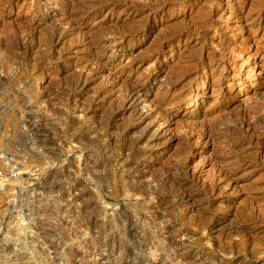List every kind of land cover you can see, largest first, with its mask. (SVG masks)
Segmentation results:
<instances>
[{"label": "rangeland", "instance_id": "rangeland-1", "mask_svg": "<svg viewBox=\"0 0 264 264\" xmlns=\"http://www.w3.org/2000/svg\"><path fill=\"white\" fill-rule=\"evenodd\" d=\"M114 1L0 0V264H264V0Z\"/></svg>", "mask_w": 264, "mask_h": 264}, {"label": "bare ground", "instance_id": "bare-ground-1", "mask_svg": "<svg viewBox=\"0 0 264 264\" xmlns=\"http://www.w3.org/2000/svg\"><path fill=\"white\" fill-rule=\"evenodd\" d=\"M117 1H118V0H116V2H117ZM122 1H123V0H122ZM176 1H177V0H176ZM71 2H72V1H71ZM113 2H115V1L113 0ZM113 2H112V3H113ZM123 2H126V1H123ZM162 2H163V1H162ZM164 2H165V1H164ZM173 2H174V1H173ZM173 2H172V3H173ZM182 2H183V1H182ZM105 3H106V1H105ZM119 3H120V2H119ZM176 3H177V2H176ZM96 4H97V3H96ZM96 4H95V5H96ZM126 4H127V2H126ZM129 4H131V3H129ZM135 4H136V3H135ZM160 4H161V3H160ZM153 5H155V4H153ZM91 6H92V5H91ZM91 6H90V7H91ZM93 6H94V5H93ZM96 6H97V5H96ZM98 6H99V5H98ZM155 6H156V5H155ZM157 6H158V5H157ZM160 6H161V5H159V7H160ZM112 7H113V6H112ZM134 7H136V6H134ZM151 7L153 8V6H151ZM76 8H77V7H76ZM85 8H86V7H85ZM152 8H151V9H152ZM157 8H158V7H157ZM83 9H84V8H83ZM83 9H82V10H83ZM87 9H88V7H87ZM72 10H76V9H72ZM89 10H90V9H89ZM95 10H97V9H95ZM77 11H78V10H77ZM84 11H85V10H84ZM120 11H121V10H120ZM87 12H88V11H87ZM80 13H81V12H80ZM83 14H84V13H83ZM75 15H76V14H75ZM80 15H81V14H80ZM68 18H69V17H68ZM68 18H67V19H68ZM73 18H74V17H73ZM71 19H72V18H71ZM75 19H76V18H75ZM66 21H67V20H66ZM70 21H71V20H69L68 22H70ZM61 22H62V21H61ZM68 22H67V23H68ZM71 22H73V21H71ZM71 22H70V23H71ZM68 24H69V23H68ZM72 24H74V23H72ZM145 24H146V23H145ZM63 25H64V24H63ZM78 25H79V24H78ZM210 25H211V24H210ZM66 26H67V25H66ZM72 27H74V26H72ZM76 27H77V26H76ZM141 29H142V28H141ZM59 30L61 31L60 28H57V29L54 31V34H53V35H54L55 37L58 36V38H59V36L61 35V32L64 31L63 29H62L63 31H61V32H60ZM129 30H130V29H129ZM129 30H128V31H129ZM134 31H135V29H134ZM125 32H126V31H125ZM30 33H31V32H30ZM103 33H105V32L103 31ZM108 34H109V33H108ZM115 34H116V33H115ZM121 34H122V33H121ZM121 34H120V36H121ZM123 34H124V33H123ZM125 34H126V33H125ZM130 34H131V33H130ZM132 34H133V33H132ZM134 34H135V33H134ZM91 35H92V34H91ZM94 35H95V34H94ZM96 35H97V34H96ZM118 35H119V34H118ZM47 36H48V35H47ZM54 36H53V37H54ZM64 36H65V35H64ZM100 36H101V35H100ZM89 37H90V36H89ZM93 37H94V36H93ZM82 38H83V37H82ZM98 38H99V37H98ZM101 38H102V36H101ZM31 39H33V38H31ZM51 39H52V38H51ZM89 39H90V40H89ZM89 39H87V40H89L88 42H91V38H89ZM99 39H100V38H99ZM64 40H65V39H64ZM93 40H94V39H93ZM1 41H2V40H1ZM55 41H56V40H55ZM84 41H85V40H84ZM95 41H98V40H96V38H95L94 43H95ZM27 42H28V41H27ZM42 42H43V41H42ZM44 42H45V41H44ZM47 42H48V41H47ZM47 42H45V44H46ZM49 42H50V41H49ZM92 42H93V41H92ZM127 42H128V41H127ZM40 43H41V42H40ZM53 43H54V40H53ZM85 44H86V43H85ZM87 44H88V43H87ZM96 44H97V43H96ZM96 44H95V45H96ZM5 45H6V43H5ZM49 45H50V44H49ZM93 45H94V44H93ZM95 45H94V46H95ZM50 46H51V45H50ZM100 46L102 47V45H100ZM100 46H99V47H100ZM25 47H26V46H25ZM48 47H49V46H48ZM86 47H87V46H86ZM101 47H100V48H101ZM103 47H104V46H103ZM110 47H111V46H110ZM92 49H93V48H92ZM96 50H97V49H96ZM25 51H26V50H25ZM47 51H48V50H47ZM47 51H46V52H47ZM98 51H99V49H98ZM93 52H94V51H93ZM201 53H202V52H201ZM11 54H12V53H11ZM197 55H198V54H197ZM197 55H196V56H197ZM200 55H201V54H200ZM200 55H199V56H200ZM202 55H203V54H202ZM209 55H210V54H209ZM95 56H96V55H95ZM98 56H99V55H98ZM98 56H97V57H98ZM196 56H194V57H196ZM193 59H194V58H193ZM210 59H211V58H210ZM95 62H96V61H95ZM36 63H37V62H36ZM210 63H211V62H210ZM39 64H40V63H39ZM96 64H97V63H96ZM35 65H36V64H35ZM35 65H34V66H35ZM37 66H38V65H37ZM37 66H36L35 68H37ZM41 66H42V65H41ZM93 66H94V68H93V67L90 68V69L88 70L86 76L84 75V76H85V77H83L84 79H81V78H80L84 84L87 82V80H88L90 77H92V76H94V75H96V74L99 73V71H98L99 69H98V68L95 69V64H94V63H93ZM99 66H100V65H99ZM102 66H103V65H102ZM102 66H101V67H102ZM86 67H87V66H85V68H86ZM103 67H104V69H105V66H103ZM103 67H102V70H103ZM35 68H34V70H35ZM38 68H39V66H38ZM38 68H37V69H38ZM87 68H88V67H87ZM129 68H130V67H129ZM82 70H84V69H82ZM82 70H81V71H82ZM85 70H86V69H85ZM36 71H37V70H36ZM189 71H190V70H189ZM82 72H83V71H82ZM39 74H40V73H39ZM41 74H42V73H41ZM118 74L120 75V73H118ZM102 75H103V74H102ZM106 75H107V74L105 73L104 78H105ZM96 76H97V75H96ZM115 76H116V77H119L118 75H115ZM75 77H76V76H75ZM106 77H107V76H106ZM116 77H115V78H116ZM125 77H126V76H125ZM125 77H124V78H125ZM73 78H74V77H73ZM76 78H77V80H79L78 77H76ZM92 78H93V77H92ZM92 78H91V79H92ZM94 78H95V77H94ZM107 78H108V77H107ZM127 78H128V77H127ZM127 78H126V80H127ZM137 78H138V77H137ZM109 79H110V78H109ZM132 79H133V78H132ZM134 79H136V78H134ZM103 80H104V79H102V81H103ZM116 80H118V79H116ZM119 80H121V79H119ZM123 80H124V79H123ZM74 81H76V80H74ZM102 81H101V84H102ZM105 81H108V80H105ZM105 81H104V82H105ZM132 81H133V80H132ZM143 81H144V80H143ZM88 82H89V81H88ZM125 82H126V81H125ZM136 82H137V81H136ZM78 83H79V82H78ZM78 83L76 84V82H75L74 84L78 85ZM138 83H139V82H138ZM101 84H100V86H101ZM105 84H116V83H114V81H113L112 79H110L107 83L105 82ZM122 84H123V83H121V85H122ZM81 85H82V84H81ZM81 85H79V86H81ZM118 85H119V84H118ZM123 85H124V84H123ZM138 85H139V84H138ZM121 87H122V86H121ZM121 87H120V88H121ZM78 88H79V87H78ZM103 88H104V87H103ZM113 88H114V87H113ZM103 91H104V90H103ZM93 92H94V91H93ZM96 92H97V91H96ZM105 92H106V91H105ZM140 93H141V92H140V89L137 87V83L135 84V82H134V84H133L132 82L129 81V82H127V84H126V87H125L124 92L119 93V94H122V95L119 96V98H120L119 100H120V101H118V102H121V106H122V107L124 106V108H128V107L134 106V105H136V103H137V101H138V99H139V97H140V95H141ZM116 95H117V94H116ZM67 96H68V95H67ZM45 97H46V96H45ZM92 97H93V96H92ZM116 99H117V97H116ZM114 100H115V98H114ZM84 101H85V100H84ZM164 101H165V100H164ZM176 101H177V100H176ZM176 101L174 100V103H175V104L177 103ZM179 101H181V100H179ZM167 102H168V101H167ZM91 103H92V102H91ZM169 103H171V102H169ZM82 104H83V103H82ZM89 104H90V103H89ZM118 104L120 105V103H118ZM147 104H148V103H147ZM166 104H167V103H166ZM119 105H118V106H119ZM99 106H100V105H99ZM105 107H106V106H105ZM105 107H104V108H105ZM107 107H108V106H107ZM136 107H137V106H136ZM255 107H256V106H255ZM119 108H121V107H118V108H116V109L118 110ZM256 108H257V107H256ZM134 109H135V108H134ZM251 110H252V108H251ZM253 110H255V108H254ZM257 110H258V109H257ZM113 111H114V110H113ZM246 111H247V110H246ZM250 112H252V111H250ZM253 112H254V111H253ZM122 113H123V112H122ZM254 113H255V112H254ZM258 113H259V112H258ZM258 113H257V116L260 115V114H258ZM247 114H248V112L245 113V115H247ZM251 114H252V113H251ZM255 114H256V113H255ZM67 115H68V114H67ZM241 115H242V114H241ZM248 115H249V114H248ZM248 115H247V118H248ZM80 116L82 117V115H80ZM80 116H79V117H80ZM85 116H86V115H85ZM95 116H96V115H95ZM119 116H120V115H119ZM243 116H244V114H243ZM243 116H241V117H243ZM249 116H250V115H249ZM72 117H73V116H72ZM81 117H80V118H81ZM142 117H143V115H142ZM239 117H240V116H239ZM250 117H251V116H250ZM253 117H254V116H253ZM64 118H65V117H64ZM80 118H79V119H80ZM244 118H245V116H244ZM247 118H246V119H247ZM258 118H259V117H258ZM72 119H73V118H72ZM79 119H77V120L79 121ZM130 119H131V118H130ZM140 119H141V118H140ZM242 119H243V118H242ZM246 119H245V120L243 119L242 124H250V123L248 122L249 120L247 121ZM254 119H256V118H254ZM254 119H253V120H254ZM259 119H260V118H259ZM262 119H264L263 116H262ZM231 120H232V119H231ZM234 120L237 122V119L234 118ZM234 120H232V121L234 122ZM240 120H241V119H238V122H237V123H240V122H239ZM250 120H251V119H250ZM256 120H258V119H256ZM147 121H148V120H147ZM263 121H264V120H263ZM263 121H262V122H263ZM236 122H235V123H236ZM256 122H257V121H256ZM99 123H100V122H99ZM235 123H234V124H235ZM87 124H88V123H87ZM215 124H216V123H215ZM219 124H220V123H218V125H219ZM221 124H222V123H221ZM221 124H220V125H221ZM127 125H128V124H127ZM216 125H217V124H216ZM222 125H223V124H222ZM229 125H230V124H229ZM236 125H237V124H236ZM238 125H239V124H238ZM255 125H260V124L257 123V124H255ZM208 126H210V125H208ZM223 126H225V125H223ZM230 126H231V125H230ZM239 126H240V125H239ZM250 126H251V125H250ZM142 127H143V126H142ZM212 127H213V126H212ZM218 127H219V126H218ZM226 127H227V126H226ZM232 127H233V126H232ZM236 127H237V126H236ZM240 127H243V125H241ZM240 127H239V128H240ZM247 127H248V126H247ZM74 128H75V127H74ZM145 128H146V127H145ZM210 128H211V126H210ZM214 128H215V127H214ZM228 128H230V127H228ZM248 128H250V127H248ZM207 129H208V128H207ZM222 129H223V128H222ZM231 129H232V128H231ZM231 129H230V130H231ZM235 129H236V128H235ZM235 129H234V130H235ZM256 129H257V126H256L255 130H256ZM72 130H73V129H72ZM86 130H88V129H86ZM116 130H117V129H116ZM209 130H210V129H208V134H209V132L211 131V130H210V131H209ZM217 130H219V128H218ZM220 130H221V129H220ZM220 130H219V131H220ZM240 130H241V128H240ZM252 130H253V129H252ZM70 131H71V130H70ZM84 131H85V130H84ZM102 131H103V130H102ZM222 131L224 132V130H222ZM228 131H229V130H228ZM228 131H227V132H228ZM241 131H242V130H241ZM249 131H250V130H249ZM76 132H77V131H76ZM91 132H92V131H91ZM104 132H105V131H104ZM233 132H237V131H233ZM233 132H232V133H233ZM242 132H243V131H242ZM255 132H256V131H255ZM83 133H84V132H83ZM105 133H106V132H105ZM212 133L214 134V132H212ZM221 133H222V132H221ZM228 133H231V132H228ZM238 133H240V135L242 134L241 132H238ZM250 133H251V132H250ZM71 134H72V133H71ZM213 134H212V135H213ZM222 134H223V133H222ZM224 134H226V132H225ZM81 135H82V134H81ZM93 135H94V134H93ZM226 135H229V134H226ZM231 135H234V134H231ZM237 135H239V134H237ZM78 136H79V135H78ZM86 136H88V135L86 134ZM208 136H209V135H208ZM234 136H235V135H234ZM234 136H233V137H234ZM103 137H104V136H103ZM145 137H146V136H145ZM145 137L142 135V136H139L137 139H135V140H136V141H135V145L140 144V143L143 141V139H145ZM82 138H83V137H82ZM85 138H86V137H85ZM85 138H84V139H85ZM89 138H90V137H89ZM235 138H237V137H235ZM239 138H240V137H239ZM246 138H247V137H246ZM147 140H148V139H147ZM147 140L145 139V141H147ZM80 141H82V140H80ZM145 141H144V142H145ZM151 141H152V140H151ZM186 141H187V139H186ZM237 141H238V139H237ZM77 142H78V141H77ZM142 143H143V142H142ZM145 143H146V142H145ZM145 143H144V144H145ZM148 143H149V142H148ZM150 143H151V142H150ZM83 144H84V143H83ZM86 144H87V143H86ZM88 144H89V142H88ZM104 144H105V143H104ZM79 145H80V144H79ZM152 145H153V144H152ZM85 146H86V145H85ZM149 146H150V145H149ZM80 147H81V146H80ZM137 147H138V146H137ZM137 147H136V148H137ZM142 147H143V146H142ZM82 148H84V147L82 146ZM85 148H86V147H85ZM131 148H132V149H127V151L129 150L128 153L125 151L126 154H124V157H122V156L120 155L122 158L119 156V158L116 159L115 162H116V165H117V169H118V165H119V167L122 166L121 168H123L124 166H128V165H131V164L134 163V162L132 161V157L135 156V155H137V154H139L140 151H138V150H139V147H138V150H136V149L133 150V147H131ZM134 148H135V147H134ZM233 148H234V147H233ZM235 148H236V147H235ZM88 149H89V148H88ZM119 151H120V150H119ZM119 153H120V152H119ZM140 155H141V154H140ZM138 156H139V155H138ZM135 157H136V156H135ZM135 159H136V158H135ZM135 159H134V161H135ZM136 160H137V159H136ZM137 161H138V160H137ZM92 163H93V162H92ZM234 164H235V163H234ZM113 165H115L114 162H113ZM113 165H112V166H113ZM134 167H136V166H134ZM121 168H119V169H121ZM125 168H126V167H125ZM130 168H131V167H130ZM123 169H124V168H123ZM133 169H134V168H133ZM139 169H140V168H139ZM121 170H122V169H121ZM124 170H126V169H124ZM124 170H123L122 172H124ZM131 170H132V168H131ZM135 170H136V169H135ZM147 170H148V169H147ZM178 170H179V169H178ZM127 171H129V170H127ZM141 171H142V170H141ZM141 171H140V172H141ZM144 171H145V170H144ZM148 171H149V170H148ZM103 172H104V171H103ZM117 172H118V171H117ZM122 172H121V176H122ZM140 172H139V173H140ZM172 172H173V171H172ZM169 173H170V172H169ZM173 173H174V172H173ZM180 173H181V172H180ZM182 173H183V172H182ZM113 174H114V173H113ZM128 174H129V173H128ZM130 174H131V173H130ZM132 174H133V173H132ZM137 174H138V169L134 172V174L132 175V177H136ZM166 174H167V173H166ZM171 174H172V173H171ZM175 174H176V173H175ZM175 174H174V175H175ZM177 174H179V173H177ZM177 174H176V176H177ZM185 174H187V172H186ZM115 175H116V174H115ZM126 175H127V174H126ZM168 175H169V174H168ZM168 175H167V176H168ZM172 175H173V174H172ZM158 176H159V175H158ZM167 176H166V177H167ZM182 176H183V175H182ZM184 176H185V175H184ZM98 177H99V176H98ZM122 177H124V176H122ZM130 177H131V176H130ZM138 177H139V176H138ZM170 177H171V176H170ZM177 177H178V176H177ZM185 177H186V176H185ZM143 178H144V177H143ZM187 178H188V176H187ZM189 178H190V177H189ZM113 179H115V178H113ZM123 179H124V178H123ZM126 179H127V178H126ZM149 179H150V178H149ZM166 179H169V177L166 178ZM166 179H165V180H166ZM173 179H174V176L172 177V179H169V180H172V181H173ZM163 180H164V177H163ZM132 181L135 182L134 179H133ZM136 181H137V180H136ZM153 181H154V180H153ZM177 181H178V182H177V185H180V186H178V187H180V189H179V191H180V190H181V187H183V186H181L183 180H180V179H179V180H177ZM141 182H142V181H141ZM148 182H149V181H148ZM150 182H151V181H150ZM170 182H171V181H170ZM174 182H175V180H174ZM174 182H173V183H174ZM137 183H139V182H137ZM152 183H153V182H152ZM142 184H143V183H142ZM174 184H176V183H174ZM102 185H103V184H102ZM110 185H111V184H110ZM172 185H173V184H172ZM187 185H188V184H187ZM169 187H170V186H169ZM174 187H175V186H174ZM178 187H177V188H178ZM108 188H109V186H108ZM175 188H176V187H175ZM177 188H176V189H177ZM188 188H189V187H188ZM106 190H107V189H106ZM128 190L130 191L129 188H128ZM128 190H126V191L128 192ZM177 190H178V189H177ZM190 190H191V189H190ZM126 191H125V192H126ZM131 191L133 192V190H131ZM147 191H148V190H147ZM179 191H178V192H179ZM187 191H188V190H187ZM190 192H191V191H190ZM190 192H186L185 190H182V193H181L182 198H183V199H186V200H190V199H192V196H193V195H192ZM123 193H124V192H123ZM205 193H206V192H205ZM209 193H210V192H209ZM126 194H127V193H126ZM126 194H124V195H126ZM137 194H138V193H137ZM156 194H157V193H156ZM110 195H111V194H110ZM128 195L130 196V194H128ZM142 195H143V194H141L140 196H142ZM179 195H180V194H179ZM131 196H133V195L131 194ZM134 196H135V195H134ZM137 196H139V195H137ZM137 196H136V197H137ZM117 197H118V196H117ZM161 197H162V196H161ZM127 198H128V197H127ZM129 198H131V197H129ZM133 198H134V197H133ZM140 198H141V197H140ZM149 198H150V197H149ZM156 198H157V197H156ZM163 198H164V197H163ZM150 199H151V198H150ZM164 199H166V198H164ZM164 199L160 198V199H159V202H161V201L164 200ZM151 200L153 201L154 199H151ZM151 200H150V201H151ZM155 200H156V199H155ZM157 200H158V199H157ZM157 200H156V201H157ZM192 200H193V199H192ZM148 202H149V201H148ZM153 202H155V201H153ZM162 202H163V201H162ZM169 203H171V202H169ZM158 204H159V203H158ZM176 204H177V203H176ZM119 205H120V204H119ZM147 205H152V203L147 204ZM147 205H145V206H147ZM155 206H156V205H155ZM157 206H158V205H157ZM117 207H119V206H117ZM124 207H125V205H124ZM126 207H127V206H126ZM133 207H134V206H133ZM136 207H137V206H136ZM147 207H148V206H147ZM147 207H146V208H147ZM163 207H164V206H163ZM119 208H120V207H119ZM137 208H138V207H137ZM146 208H145V210H146ZM148 208H149V207H148ZM148 208H147V209H148ZM155 208H156V207H155ZM164 208H165V207H164ZM151 209H153V208H151ZM151 209H150V210H151ZM119 210H120V209H119ZM122 210H123V209L121 208V212H122ZM126 210H127V208H126ZM150 210H149V211H150ZM166 210H167V209H166ZM115 211H118V210H115ZM124 211H125V210H124ZM124 211H123V212H124ZM132 211H133V210H132ZM139 211H140V210H139ZM149 211H148V213H149ZM167 211H168V210H167ZM123 212H122V213H123ZM151 212H152V211H151ZM155 212H156V211H155ZM170 212H171V211H170ZM115 213H116V212H115ZM119 213H120V211H119ZM246 213H247V212H246ZM246 213H245V214H246ZM250 213H251V212H250ZM146 214H147V213H146ZM254 214H255V213H254ZM115 215H116V214H115ZM120 215H122V216H121V219H122L123 214H120ZM147 215H148V214H147ZM150 215H151V214H150ZM249 215L252 216V214H249ZM117 216H118V215H117ZM258 216H259V215H258ZM258 216L256 217L255 220H253L254 218H252L251 220H253V221L256 222V220H258ZM118 217H119V216H118ZM138 217H139V216H138ZM146 217H147V216H146ZM149 217H151V216H149ZM245 217H246V216H245ZM248 217H249V216H248ZM254 217H255V216H254ZM114 218H115V217H114ZM261 218H262V215H261ZM121 219H120V220H121ZM147 219H148V218H145V216H144V219H143V220H147ZM259 219H260V218H259ZM114 220H115V219H114ZM116 220H117V219H116ZM132 221H133V220H132ZM164 221H165V220H164ZM199 221H200V220H199ZM243 221H244V220H243ZM149 222H151V219H150ZM260 222H261V220H260ZM262 222H264V221H262ZM120 223H121V222H120ZM143 223L145 224V222H143ZM162 223H163V222H162ZM197 223H199V222H197ZM201 223H202V221H201ZM201 223H200V224H201ZM204 223H205V222H204ZM192 224H193V223H192ZM205 224L207 225V223H205ZM209 224H211V223H209ZM127 225H128V224H127ZM151 225H152V224H151ZM159 225H161L162 227L164 226V229L162 228V229H163L162 231L167 230V227H166L165 225H162V224H159ZM206 225H205V226H206ZM137 226H138V225H137ZM144 226H145V225H144ZM154 226H155V224H154ZM154 226H153V227H154ZM193 226H194V225H193ZM198 226H199V224H198ZM200 226H201V225H200ZM205 226H204V227H205ZM153 227H152V228H153ZM202 227H203V226H202ZM204 227H203V228H204ZM98 228H99V227H98ZM118 228H119V227H118ZM125 228H126V227H125ZM137 228H138V227H136V226H131V225H130V227L127 228V231H128L129 233L126 232L125 229H124V230H125L126 234H127V233H128V234L132 233L133 235H134V234H140V233H138V229H139V228H138V229H137ZM149 228H150V227H149ZM170 228H171V227H170ZM153 229H154V228H153ZM205 229H206V228H205ZM205 229H203V230H205ZM139 231H140V230H139ZM151 231H152V230H151ZM153 231H154V230H153ZM156 232H157V231H156ZM156 232H155V233H156ZM165 233H166V232H165ZM165 233H164V234H165ZM126 234H125V235H126ZM156 234H157V233H156ZM161 234H162V233H161ZM123 235H124V234H123ZM130 235H131V234H130ZM146 235H147V234L141 236V234H140V235L137 237L136 242L134 241V242L136 243V245H137V244H138V245H144V246H149V245H151V247H152V246L154 245V244H153V243H154V241H153L154 237H153V236L148 237V236H146ZM165 235H166V234H165ZM167 236H168V235H167ZM117 237H118V236H117ZM134 237H135V236H134ZM125 238H126V237H125ZM156 238H158V237H156ZM113 239H114V238H113ZM113 239H112V240H113ZM117 239H118V238H117ZM126 239H127V238H126ZM166 239H167V238H166ZM120 240H121V239H120ZM163 240H164V239H163ZM163 240H162V241H163ZM156 241H157V240H156ZM113 242H114V241H113ZM180 242H181V241H179V240H177V239H174V238H171V239L169 240V244L171 245V247H172V249H173V252H174L175 249H174V246H172V245L180 246V244H181ZM124 243H125V242H124ZM162 243H163V242H162ZM157 244H158V243H157ZM157 244H156V245H157ZM235 244H236V243H235ZM129 245H130V244H129ZM133 245H134V244H133ZM138 245H137V246H138ZM221 245H222V244H221ZM144 246H143V247H144ZM138 247H139V246H138ZM162 247H163V245H162ZM188 247H189V246H188ZM188 247H187V248H188ZM141 248H142V247H141ZM153 248H154V247H153ZM163 248H164V247H163ZM223 248H225V247H223ZM154 249H155V248H154ZM225 249H226V248H225ZM140 250H141V249H140ZM151 250H153V249H151ZM221 250H222V249H221ZM221 250H219V251H221ZM230 250H231V249H230ZM222 251H223V250H222ZM222 251H221V252H222ZM226 251H228V250H226ZM223 252H224V251H223ZM223 252H222V253H223ZM167 253H168V252H167ZM222 253H220V254H222ZM229 253H230V252H228V256H229ZM157 254H159V253H157ZM178 254H179V253H178ZM182 254H183V253H182ZM208 254H209V253H208ZM217 254H218V253H217ZM232 254H233V253H232ZM168 255H169V254H168ZM224 255H225V254H224ZM174 256H175V255H174ZM231 256H232V255H231ZM149 257H150V256H149ZM149 257H148V258H149ZM213 257H214V256H213ZM216 257H217L216 259L221 258V257H219V256H216ZM109 258H110V257H109ZM184 258H185V257H184ZM146 259H147V257H146ZM221 259H222V258H221ZM221 259H220V260H221ZM228 259H229V258H228ZM141 260H142V258H141ZM169 260H170V258H169ZM172 260H173V259H172ZM193 260H194V259H193ZM129 261H130V260H129ZM190 261H191V260H190ZM196 261H197V260H196ZM196 261H195V262H196ZM216 261H217V260H216ZM223 261H225V260H223ZM142 262H143V261H142ZM145 263H146V264H170V261H168V258H165L162 254H159V255H156V256H155L154 258H152L151 260H148V261L145 262ZM143 264H144V263H143ZM206 264H207V263H206ZM208 264H209V263H208ZM221 264H222V263H221Z\"/></svg>", "mask_w": 264, "mask_h": 264}, {"label": "built area", "instance_id": "built-area-1", "mask_svg": "<svg viewBox=\"0 0 264 264\" xmlns=\"http://www.w3.org/2000/svg\"><path fill=\"white\" fill-rule=\"evenodd\" d=\"M1 174V173H0Z\"/></svg>", "mask_w": 264, "mask_h": 264}]
</instances>
